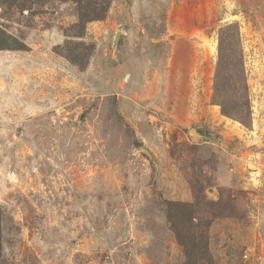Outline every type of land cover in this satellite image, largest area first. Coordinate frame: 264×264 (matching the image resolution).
<instances>
[{
  "label": "rangeland",
  "instance_id": "1",
  "mask_svg": "<svg viewBox=\"0 0 264 264\" xmlns=\"http://www.w3.org/2000/svg\"><path fill=\"white\" fill-rule=\"evenodd\" d=\"M93 1L0 0V264H264V0Z\"/></svg>",
  "mask_w": 264,
  "mask_h": 264
},
{
  "label": "trees",
  "instance_id": "2",
  "mask_svg": "<svg viewBox=\"0 0 264 264\" xmlns=\"http://www.w3.org/2000/svg\"><path fill=\"white\" fill-rule=\"evenodd\" d=\"M84 1L86 3V5H84ZM75 2L78 4L79 8H80V15H81V20L83 22H87L89 21V18H98L99 17V13L97 9H94L93 4H95V2L93 0H75ZM12 39H9L8 36H6L4 33L0 32V50L2 49H10L13 50V45H11L10 41ZM15 41V40H14ZM20 47H16L17 50H19ZM85 59L88 58L84 57ZM82 56L78 55L76 52L74 53L73 57L70 58V61L78 66H81L82 68L85 67V59ZM246 105V109L242 112L238 111L237 108L234 109V112H230L229 110L225 109V104H222L223 106V112L224 114L228 115V116H232L240 121H242L243 123L246 122V118L249 117V113H248V108H249V102L248 99L246 101L245 104ZM241 104L238 105V107H240ZM191 257V256H190Z\"/></svg>",
  "mask_w": 264,
  "mask_h": 264
},
{
  "label": "water",
  "instance_id": "3",
  "mask_svg": "<svg viewBox=\"0 0 264 264\" xmlns=\"http://www.w3.org/2000/svg\"><path fill=\"white\" fill-rule=\"evenodd\" d=\"M119 38H120V33H118V34L116 35V37H115V43H118ZM142 151L145 152V153H148L145 149H142Z\"/></svg>",
  "mask_w": 264,
  "mask_h": 264
}]
</instances>
